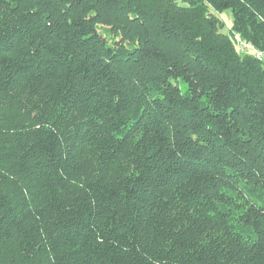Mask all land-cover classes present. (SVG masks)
<instances>
[{
  "label": "trees",
  "instance_id": "obj_1",
  "mask_svg": "<svg viewBox=\"0 0 264 264\" xmlns=\"http://www.w3.org/2000/svg\"><path fill=\"white\" fill-rule=\"evenodd\" d=\"M181 1L0 0V264H264V0Z\"/></svg>",
  "mask_w": 264,
  "mask_h": 264
},
{
  "label": "rangeland",
  "instance_id": "obj_2",
  "mask_svg": "<svg viewBox=\"0 0 264 264\" xmlns=\"http://www.w3.org/2000/svg\"><path fill=\"white\" fill-rule=\"evenodd\" d=\"M176 1L179 2V3H182L181 0H176ZM212 12H214L215 15L218 16V18L220 19V21L222 22V24H223V26H224V29L229 28V27L231 26V24H232V16H231L230 11H224V12L218 13V12H215L214 10H212ZM224 29H223V30H224ZM239 46H240V45H239ZM243 47H245V46H243ZM183 88H184V87H182V89H183ZM249 195H251V196L254 195V197H256V196L258 195V193H257V191L255 190V192H253V193H251V194H249Z\"/></svg>",
  "mask_w": 264,
  "mask_h": 264
}]
</instances>
